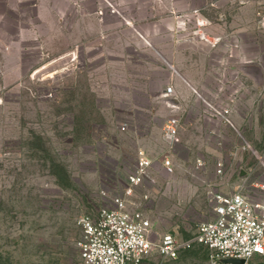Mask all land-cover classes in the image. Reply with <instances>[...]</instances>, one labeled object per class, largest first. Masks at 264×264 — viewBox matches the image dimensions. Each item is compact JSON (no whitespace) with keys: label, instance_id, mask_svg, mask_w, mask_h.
<instances>
[{"label":"rangeland","instance_id":"obj_1","mask_svg":"<svg viewBox=\"0 0 264 264\" xmlns=\"http://www.w3.org/2000/svg\"><path fill=\"white\" fill-rule=\"evenodd\" d=\"M236 191L264 200V0H0V264H81L117 197L189 240Z\"/></svg>","mask_w":264,"mask_h":264},{"label":"built area","instance_id":"obj_2","mask_svg":"<svg viewBox=\"0 0 264 264\" xmlns=\"http://www.w3.org/2000/svg\"><path fill=\"white\" fill-rule=\"evenodd\" d=\"M178 127L177 119L169 122L166 126L167 139L173 141L177 138ZM150 165L151 161L145 156L139 158L136 172L129 178L125 196L133 195ZM165 165L171 170L169 161ZM212 201L215 218L201 223L193 238L182 240L167 233L154 242L150 221L144 214L128 211L124 197L114 198L112 208L102 209L97 217L82 216L79 219L82 230L78 243L81 264H142L153 254L177 260L182 252L195 245L209 251L210 264H224V259L244 260V264H264V200H255L242 191H236L214 193Z\"/></svg>","mask_w":264,"mask_h":264},{"label":"water","instance_id":"obj_3","mask_svg":"<svg viewBox=\"0 0 264 264\" xmlns=\"http://www.w3.org/2000/svg\"><path fill=\"white\" fill-rule=\"evenodd\" d=\"M224 264H244V260H239V259H224L222 260Z\"/></svg>","mask_w":264,"mask_h":264}]
</instances>
